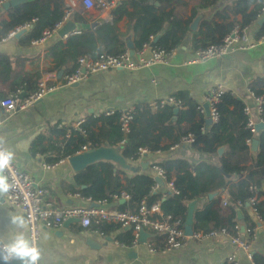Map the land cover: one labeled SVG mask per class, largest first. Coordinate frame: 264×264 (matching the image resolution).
<instances>
[{
  "label": "trees",
  "instance_id": "obj_1",
  "mask_svg": "<svg viewBox=\"0 0 264 264\" xmlns=\"http://www.w3.org/2000/svg\"><path fill=\"white\" fill-rule=\"evenodd\" d=\"M217 1L122 0L117 17L125 16L128 26L132 27L134 51L149 44L156 36L158 38L153 48L169 51L183 43L193 18ZM189 4L190 14L183 18L182 13L186 12ZM263 10L264 0H225L214 16L201 20L197 30L192 33L194 49L217 43L231 26H247ZM237 14L241 15V21L231 20V16ZM63 16L62 0H26L11 6L6 17L0 19V41L10 32L28 24L19 40L21 44H29L38 40L43 30L61 21ZM125 48V42L120 40L114 26L106 20L70 36L65 47L56 44L50 54L57 62L58 69L64 66L66 73H69L75 68L76 60L83 55L95 57L104 52L118 53ZM26 61L29 62V58L0 52V100L17 86H22L25 94L37 87L41 73L38 68L23 70ZM260 84L264 86V79H254L249 90L254 97H262L260 119L264 121V89L260 88ZM175 97L183 104L175 124H167L173 113L171 106L152 110L147 104L141 108L135 106L127 130L121 127L120 112L109 115L102 113L95 118L84 117L82 131L73 130L72 123L57 124V136L61 139L55 140L56 155L51 162L68 159L77 152L101 145L114 147L126 161L133 162L140 158V149L149 153L168 150L179 143L180 138L192 134L190 145L198 152L216 154L220 147L226 146V149L219 156L217 164L206 161L192 164L172 155L152 163L151 166H160L165 171L166 181H172L176 189L174 193L168 192L165 186L163 190L162 186L160 190H153L154 182L149 172H131L108 160L96 161L77 171L73 176L76 183L74 190L97 202H110L113 194H127L129 198L124 202L121 203L122 198L116 200L119 204L117 210L133 211L143 198L148 204L159 198L162 210L183 222L189 202L215 192L216 195L204 206L194 211L193 230L219 227L234 231L241 222L244 228H250L255 220L248 208H252L253 213L259 214L264 220V130L252 134L246 129L244 108L247 104L231 93L224 92L214 106L220 120L205 128L202 108L186 92L181 91ZM197 116L199 120L195 121ZM183 122L190 125L183 127ZM165 137L171 140L161 145ZM253 139L258 141L255 152L250 149ZM223 191L228 194L226 199L221 194ZM246 203H250V206H246ZM239 213L242 218H239ZM91 227L107 232L120 226L103 220H92ZM163 239V234L155 233L148 244L158 246ZM118 240L127 245L135 243L129 229H122ZM252 260L255 264H264V256L259 254H253ZM0 264L4 262L0 260ZM12 264L18 262L13 261ZM222 264L233 263L225 261Z\"/></svg>",
  "mask_w": 264,
  "mask_h": 264
},
{
  "label": "crops",
  "instance_id": "obj_2",
  "mask_svg": "<svg viewBox=\"0 0 264 264\" xmlns=\"http://www.w3.org/2000/svg\"><path fill=\"white\" fill-rule=\"evenodd\" d=\"M20 3L10 5L7 9L1 4L0 19L6 17L11 6ZM218 3L221 5L213 11L212 7ZM224 3L225 0H219L212 7L201 10L196 15L197 24L191 28L195 17L193 18L183 43L176 49L175 56L168 64H155L134 71L117 68L92 73L79 82L56 87L28 108L11 112L0 110V140L14 152L13 160L18 167L28 172L34 184L45 190L44 197L47 202L56 206L88 203L86 197L74 190L76 183L73 176L76 172L67 163V158L51 162L56 155L55 140L61 139L57 136V124L68 125L79 118H95L102 113L107 115L108 111L119 113L130 106L141 108L150 100L166 99L181 91L186 92L198 107H202L208 92L216 87H221L224 92H229L254 107L255 102L249 87L254 79H264V43L222 58L188 62L195 51L192 33L197 30L201 20L211 19ZM62 8L64 11L69 10L68 20L75 24V29L66 35L60 36L56 30L41 43L21 44L19 39L24 32L18 38L10 37L0 41L4 45L1 53L29 58V62L24 63L23 70L38 68L41 80L46 85H55L66 73L64 66L58 69L57 62L50 54L52 47L56 44L65 47L70 36L106 21L105 16L97 10L85 8L82 0H62ZM190 10L191 4L182 13L183 18L190 14ZM118 13L114 15V21L109 23L114 26L126 46L128 41L134 40L133 29L128 26L125 16L117 17ZM263 15L264 10L256 20L247 25L250 39L257 38L264 30V21L258 23ZM231 20L241 21V15H233ZM59 72L61 73L58 76ZM260 88L264 89L263 84H260ZM251 114L256 118L254 112ZM203 116L205 126V112ZM198 120L199 116L195 118V121ZM189 125L188 122L182 123L183 127ZM175 134L176 130L173 132ZM170 140V137L162 138L161 145L168 144ZM222 147L226 149V146ZM250 149L255 152L257 147L254 151L250 145ZM170 155L184 158L192 164L200 161L217 164L221 154L218 151L216 154L198 152L190 144H185L175 149L147 152L136 161H127L134 167L133 171H129L151 173L152 163ZM143 163L146 164L145 168H142ZM161 186L163 190L164 184ZM221 194L223 197L228 196L226 191ZM210 199L205 196L195 200V210ZM124 200L127 199H121V203ZM102 205L119 209L115 199L110 202L103 201ZM251 209L248 208V212L255 220ZM16 215L23 213L8 204L4 195L0 196V242H10L19 231L10 222V218ZM239 218H242L241 213ZM240 225L244 226L242 222ZM122 229L125 228L118 227L102 232L91 225L88 229L82 228L78 221H63L57 226L43 227L37 243L41 250L39 264H222L225 261L231 262L229 259L232 256H235L236 264H255L252 260L253 254L264 256V220L248 251L237 249L226 237L218 236L203 242L188 240L180 250L152 252L148 249V241L152 235L145 241L138 239L137 242L127 245L118 240Z\"/></svg>",
  "mask_w": 264,
  "mask_h": 264
},
{
  "label": "built area",
  "instance_id": "obj_3",
  "mask_svg": "<svg viewBox=\"0 0 264 264\" xmlns=\"http://www.w3.org/2000/svg\"><path fill=\"white\" fill-rule=\"evenodd\" d=\"M4 1L6 0H0V5ZM120 3V0H82V4L85 8L97 10L99 13L103 14L110 23L114 21V15L119 12ZM69 14V10H65L63 19L43 30L40 38L34 42L41 43L50 37L66 20H68ZM27 25L10 32L2 41L14 37L15 32L25 29ZM262 43H264V30L257 38L250 39L246 25L241 26L239 24H234L222 34L217 43L195 50L188 62L195 63L211 58H222L239 50H247ZM175 54L176 48L165 51L153 47L148 48V45L144 44L140 50L134 51L132 55L127 47L118 53L104 52L97 54L95 57L83 55L76 60L75 68L71 72L63 74L60 82L55 85H46L44 80H40L37 87L32 92L28 94L24 93V95H22L23 87L17 86L11 90L6 97L0 100V110L3 112H11L28 108L56 87L67 86L79 82L86 79L87 76L92 73L109 71L117 68L134 71L155 64H168ZM223 92L221 87L212 88L205 98V103H207L209 107V116L213 123L220 120L214 106ZM252 98L255 102L254 107L246 105L244 113L247 117L246 129L250 130L252 134H255L256 131L254 127L256 123L264 122L260 119L262 97L256 98L252 95ZM147 106L152 110H159L165 106L180 109L183 107V104L176 99L175 96H169L166 99L150 100L147 102ZM201 108L204 112L203 106ZM252 112L256 114V118L252 116ZM134 113V106L124 108L120 111L122 129L127 130L128 123L132 119ZM109 114H111L110 111L107 112V115ZM83 121V118L74 121L72 123V129L82 131L81 125ZM1 123L2 118L0 117V125ZM192 141L193 135L188 134L180 138L179 143L171 146V149H175L180 145L190 144ZM139 154L140 157L145 156L147 151L145 149H140ZM6 171L12 188L8 193L4 194L5 201L25 215L28 221L27 237L36 245L43 227L57 226L67 219L74 218L82 228L87 229L90 228L92 220H103L105 222L118 224L122 228L131 230V234L135 240L134 242L138 241L139 233L142 230L147 231L149 235L155 233L163 234L164 239L158 246H151L148 244V249L152 252L167 253L180 250L185 247L188 240L203 242L218 236L226 237L235 248L248 251L263 221V218L259 214L254 213L255 224L250 228H244L240 225L236 226L234 231H226L219 227H205L203 229L193 230L191 235H187L184 229V222L162 210L159 198L155 199L150 204L143 198L138 208L133 211L107 208L102 205L103 201H92L90 198H86L88 201L86 204L56 206L51 205L45 200V190L35 185L30 174L19 168L14 160L11 162L10 168ZM149 174L154 182L153 190H160L161 185L164 184L168 192H176L172 181H166V173L160 166H151V173ZM157 179L161 182H157ZM112 198L115 200L119 198L128 199L129 196L125 193H121L120 195L113 194ZM223 198L226 199L227 197ZM229 261L236 264L235 256H232Z\"/></svg>",
  "mask_w": 264,
  "mask_h": 264
},
{
  "label": "water",
  "instance_id": "obj_4",
  "mask_svg": "<svg viewBox=\"0 0 264 264\" xmlns=\"http://www.w3.org/2000/svg\"><path fill=\"white\" fill-rule=\"evenodd\" d=\"M22 1L25 0H6L4 2H2V6L7 9L10 5L13 4H17L20 3ZM221 4L218 3L216 5H214L212 7V10L214 11L217 7H219ZM198 21V16H196L194 18V20L191 23V28H194L195 25L197 24ZM264 21V15L261 17V19L258 20V23H261ZM75 29V24L68 20L66 21L63 25H61L58 29H57V33L60 36H64L67 33H69L70 31H73ZM25 29H21L17 32L14 33V38H18L22 33H24ZM158 36L154 37L151 41V43L149 44L150 47H153L156 40H157ZM126 47L129 49L130 54L132 55L134 50V44L131 41H128L126 43ZM61 72L58 73V76L60 75ZM22 95H24V92H22ZM204 108V112H205V128H207L210 124H212V120L209 116V107L207 105V103H205L203 105ZM178 112V108H173V115L171 116V118L168 120L167 124H174L177 121V114ZM255 131L259 132L261 130H264V122H258L255 125ZM258 141L257 139H253L251 142V148L252 150H256ZM224 150V147H220L217 151L219 154H222ZM100 160H108L111 161L113 163L116 164V166H119L123 169L126 170H134V167L131 166L126 160L125 158L112 146L109 145H101L98 147H91L88 149H85L83 151L77 152L73 155H71L70 157H68L67 159V163L69 164V166L71 167L72 170H74L75 172L82 170L83 168L87 167L89 164L94 163L96 161H100ZM146 164L143 163L142 164V168H145ZM157 182H161L159 179H157ZM215 195V193H209L208 197L212 198ZM249 203H246V206H248ZM194 211H195V201H191L188 204V209H187V215L186 218L184 220V229H185V233L187 235H191L193 233V224H194ZM24 215V214H23ZM25 217V215H24ZM66 222H70V221H77L74 218H70L65 220ZM149 236V233L145 230L140 231L139 233V241H145V239Z\"/></svg>",
  "mask_w": 264,
  "mask_h": 264
},
{
  "label": "clouds",
  "instance_id": "obj_5",
  "mask_svg": "<svg viewBox=\"0 0 264 264\" xmlns=\"http://www.w3.org/2000/svg\"><path fill=\"white\" fill-rule=\"evenodd\" d=\"M4 45L0 44V51ZM14 159V152L4 146L0 140V196L8 193L12 184L10 183L7 169L10 168ZM10 222L15 225L19 231L16 236L7 243L0 242V260L4 264H12L13 261L18 264H39L41 259L40 248L26 236L28 221L23 215H16L10 218Z\"/></svg>",
  "mask_w": 264,
  "mask_h": 264
}]
</instances>
